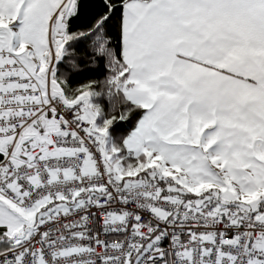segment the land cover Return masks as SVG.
I'll use <instances>...</instances> for the list:
<instances>
[{
  "label": "snow or ice",
  "instance_id": "1",
  "mask_svg": "<svg viewBox=\"0 0 264 264\" xmlns=\"http://www.w3.org/2000/svg\"><path fill=\"white\" fill-rule=\"evenodd\" d=\"M0 264H264V0H0Z\"/></svg>",
  "mask_w": 264,
  "mask_h": 264
}]
</instances>
